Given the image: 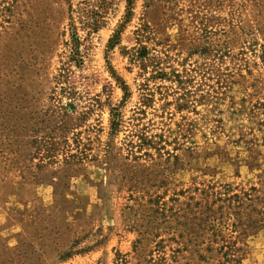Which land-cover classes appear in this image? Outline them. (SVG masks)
<instances>
[{
  "label": "rangeland",
  "instance_id": "374dc122",
  "mask_svg": "<svg viewBox=\"0 0 264 264\" xmlns=\"http://www.w3.org/2000/svg\"><path fill=\"white\" fill-rule=\"evenodd\" d=\"M0 264H264V0H0Z\"/></svg>",
  "mask_w": 264,
  "mask_h": 264
},
{
  "label": "trees",
  "instance_id": "16d2710c",
  "mask_svg": "<svg viewBox=\"0 0 264 264\" xmlns=\"http://www.w3.org/2000/svg\"><path fill=\"white\" fill-rule=\"evenodd\" d=\"M117 38V37H116ZM112 43V42H111Z\"/></svg>",
  "mask_w": 264,
  "mask_h": 264
}]
</instances>
